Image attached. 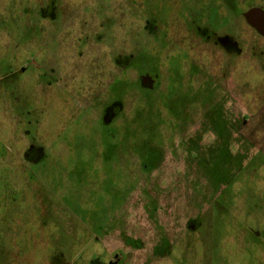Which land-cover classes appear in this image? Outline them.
I'll use <instances>...</instances> for the list:
<instances>
[{"label": "rangeland", "instance_id": "1", "mask_svg": "<svg viewBox=\"0 0 264 264\" xmlns=\"http://www.w3.org/2000/svg\"><path fill=\"white\" fill-rule=\"evenodd\" d=\"M264 0H0V264H264Z\"/></svg>", "mask_w": 264, "mask_h": 264}, {"label": "water", "instance_id": "2", "mask_svg": "<svg viewBox=\"0 0 264 264\" xmlns=\"http://www.w3.org/2000/svg\"><path fill=\"white\" fill-rule=\"evenodd\" d=\"M245 16L251 26L257 28L264 27V11L261 8H253Z\"/></svg>", "mask_w": 264, "mask_h": 264}, {"label": "flooded vegetation", "instance_id": "3", "mask_svg": "<svg viewBox=\"0 0 264 264\" xmlns=\"http://www.w3.org/2000/svg\"><path fill=\"white\" fill-rule=\"evenodd\" d=\"M246 18V17H245ZM247 20V19H246ZM248 22V21H247ZM249 23V22H248ZM250 27H252L253 29H255V30H260L259 28H257V27H254V26H251V24H250Z\"/></svg>", "mask_w": 264, "mask_h": 264}]
</instances>
